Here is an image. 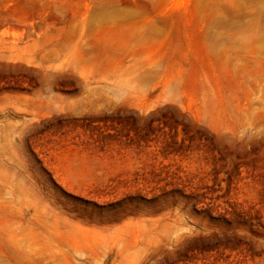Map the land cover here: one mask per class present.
Wrapping results in <instances>:
<instances>
[{
    "label": "rangeland",
    "instance_id": "obj_1",
    "mask_svg": "<svg viewBox=\"0 0 264 264\" xmlns=\"http://www.w3.org/2000/svg\"><path fill=\"white\" fill-rule=\"evenodd\" d=\"M0 264H264V0H0Z\"/></svg>",
    "mask_w": 264,
    "mask_h": 264
}]
</instances>
